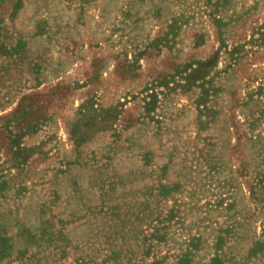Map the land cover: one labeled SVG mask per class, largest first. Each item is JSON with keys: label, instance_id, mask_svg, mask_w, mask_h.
<instances>
[{"label": "rangeland", "instance_id": "obj_1", "mask_svg": "<svg viewBox=\"0 0 264 264\" xmlns=\"http://www.w3.org/2000/svg\"><path fill=\"white\" fill-rule=\"evenodd\" d=\"M0 264H264V0H0Z\"/></svg>", "mask_w": 264, "mask_h": 264}]
</instances>
